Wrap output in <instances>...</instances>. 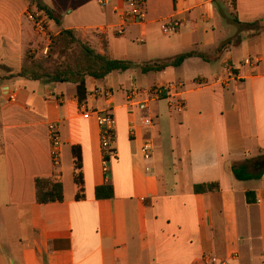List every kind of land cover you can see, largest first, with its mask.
I'll list each match as a JSON object with an SVG mask.
<instances>
[{
	"label": "crops",
	"instance_id": "crops-1",
	"mask_svg": "<svg viewBox=\"0 0 264 264\" xmlns=\"http://www.w3.org/2000/svg\"><path fill=\"white\" fill-rule=\"evenodd\" d=\"M41 1L60 18L54 0ZM115 6L119 0L104 12L85 11L86 20L104 26L64 29L59 19L60 25L50 21V31L74 30L82 40L104 43L99 51L107 54L109 38L118 37ZM33 7L31 0H0V264H264V173L250 181L233 174L234 165L247 161L251 172L264 170V0H147L144 24L122 36L145 44L131 60L136 67L124 72L130 79L120 72L88 79L83 95L73 83L15 77L35 39L26 15ZM227 8L234 20L225 15ZM221 17L257 23L262 32L242 33L241 44L222 52L220 61L194 57L178 68L142 72V62L193 51L214 56ZM170 18L181 28L167 35L161 22ZM168 36L162 46L161 37ZM249 59L254 62L247 64ZM172 84L179 95L171 91L148 111L126 105L132 87ZM102 88L112 91L111 100L93 96ZM10 92H16L15 102ZM180 96L182 111L172 105ZM110 110L117 158L105 171L95 115ZM51 125L62 140L58 167L51 157ZM148 140L153 151L147 161L141 148ZM74 148L81 151L82 186L75 180ZM37 179L61 184L64 201L38 204ZM211 184L217 189L195 192ZM107 185L113 197L98 199L97 189Z\"/></svg>",
	"mask_w": 264,
	"mask_h": 264
},
{
	"label": "trees",
	"instance_id": "trees-1",
	"mask_svg": "<svg viewBox=\"0 0 264 264\" xmlns=\"http://www.w3.org/2000/svg\"><path fill=\"white\" fill-rule=\"evenodd\" d=\"M39 9L45 10L52 20L60 25L56 13L49 7L43 4L41 0H31ZM235 24L239 29V34L234 39L221 45L214 56L207 55L201 52L193 51L179 55L178 57L167 60L158 61L151 64L139 65L144 74L151 72L160 73L166 69L173 67L178 68L190 58L198 57L204 61L210 62L212 59H218L222 52H225L231 45L238 46L243 41L242 33L252 32L261 33L262 29L257 23H241L235 20ZM60 37H64L67 41L69 49L67 50L64 62L56 63L49 69L45 61H38L27 55L23 61L21 72L15 77L22 78L29 81H39L45 84H68L73 83L78 86L79 94L83 95L87 92L86 82L88 79L94 81H103L109 75L120 72L124 73L136 67L131 61H123L113 59L107 54H102L99 50L91 47L87 43L78 39L74 30H63ZM1 82V79H0ZM75 159V180L77 184L82 186L81 168L82 156L79 148L73 149ZM264 170L259 172H251L250 162L247 161L241 165L233 166V174L239 181L257 180L262 177ZM217 189L216 184L196 186L195 192L202 193L214 191ZM114 194L113 188L110 185L99 187L96 191L98 199L112 198ZM36 195L37 203L40 205H47L56 202L64 201L63 186L58 183H53L49 180L37 179L36 180ZM251 193L247 194V199L250 202Z\"/></svg>",
	"mask_w": 264,
	"mask_h": 264
},
{
	"label": "built area",
	"instance_id": "built-area-1",
	"mask_svg": "<svg viewBox=\"0 0 264 264\" xmlns=\"http://www.w3.org/2000/svg\"><path fill=\"white\" fill-rule=\"evenodd\" d=\"M120 6H115L114 10L118 17V23L114 27L115 35L118 37H122L126 34L127 29L133 25H142L144 24L147 18V0H119ZM97 2L106 7L110 5L113 0H97ZM27 18L32 23L34 30L38 35L47 37L50 32V21L52 20L48 13L45 10H41L38 7H33L29 9L26 13ZM162 31L164 34L172 35L179 32L181 28V23L174 18L165 19L161 22ZM247 64H251L252 62L247 60ZM229 72H232V68H228ZM180 87H176V85H157L147 89H139L137 87H132L126 93V105L130 109H134L137 107L141 112L148 111L150 108V104L153 102L161 101L166 96H168L171 91H176ZM10 102H15L16 92L7 93ZM177 96L179 94H176ZM95 98L99 96H104L109 101L113 98V93L109 89H96L93 93ZM173 107L179 111L185 109V103L181 96L178 100L173 102ZM92 116L91 112H87L84 115L85 119H90ZM96 118L98 124L101 128V147L103 151V155L105 158V171L106 165L117 158V151L114 148V142L116 140V119L114 116V112L112 110L106 112H97ZM144 125L146 127H151L153 125L151 118H146L144 120ZM50 131V140H51V157L52 162L55 167L61 165L62 159V140L59 135V132L56 129L55 125H51L49 127ZM142 154L145 160H150L152 157L153 144L151 141H146L142 148ZM147 171H150V168H147ZM213 262L216 259H212Z\"/></svg>",
	"mask_w": 264,
	"mask_h": 264
},
{
	"label": "rangeland",
	"instance_id": "rangeland-1",
	"mask_svg": "<svg viewBox=\"0 0 264 264\" xmlns=\"http://www.w3.org/2000/svg\"><path fill=\"white\" fill-rule=\"evenodd\" d=\"M54 1L56 2L57 6H59L60 8V11L58 12L60 16L59 19L61 20V26L64 29L68 27H79V26H89V25L101 26L104 24V23L90 22L86 20V17L84 16L85 11L88 9L95 10V12L99 10L103 12L105 11V8L101 6L97 2V0H91V1L54 0ZM86 2H88L86 7H83V9L80 10L81 8L79 7V5L84 4ZM225 15L229 20H234V17L228 8L226 9ZM221 19L222 22L217 24L216 33H217L218 42L220 43V45H223L230 41H234V39L239 34V29L235 24L224 20L223 17H221ZM76 37L78 39H81V37H79L78 35ZM172 37L173 36L161 37L160 39L161 45L162 46L165 45L169 39H172ZM109 40L110 41H109V46H108L109 48L107 54L111 58H115L118 60H123V61L135 60L138 52H140L145 48V44L136 42L135 38L129 36L125 38L110 37ZM82 41L87 43L91 47L95 48L96 50L105 48L104 43L101 42L94 43L88 39ZM66 43L67 41H65L64 37H60L59 35H54L52 34L51 31L49 32L48 38L38 35L37 32L35 31V39L33 40V45L31 48L32 50L29 52L28 55L29 57H32L35 60L45 61L46 66L49 69H51L54 66V64L64 62L67 54L65 52H67V50L69 49ZM231 46L232 48H234L235 45H231ZM221 58L222 56L218 59V61H220ZM249 61L254 62V60H250V59ZM144 63L145 62H142V64ZM125 75L128 74L121 73V76H123V78L130 79L129 76H125ZM151 76H154V74H151ZM131 83L133 84V82H129L128 86L131 85ZM134 84L140 88L141 83L139 81L137 83L134 82ZM114 93H117V90H115Z\"/></svg>",
	"mask_w": 264,
	"mask_h": 264
},
{
	"label": "water",
	"instance_id": "water-1",
	"mask_svg": "<svg viewBox=\"0 0 264 264\" xmlns=\"http://www.w3.org/2000/svg\"><path fill=\"white\" fill-rule=\"evenodd\" d=\"M261 165V169L260 170H262L263 168H264V163H262V164H260Z\"/></svg>",
	"mask_w": 264,
	"mask_h": 264
}]
</instances>
